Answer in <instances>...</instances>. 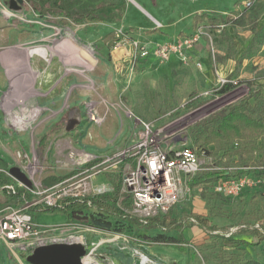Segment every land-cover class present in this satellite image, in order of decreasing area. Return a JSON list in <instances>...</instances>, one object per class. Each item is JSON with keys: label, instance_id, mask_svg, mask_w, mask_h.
I'll use <instances>...</instances> for the list:
<instances>
[{"label": "rangeland", "instance_id": "1", "mask_svg": "<svg viewBox=\"0 0 264 264\" xmlns=\"http://www.w3.org/2000/svg\"><path fill=\"white\" fill-rule=\"evenodd\" d=\"M242 1L104 0V5L100 6L101 3L83 0L96 7V14L102 19L75 23L70 19L64 22L59 17L40 16L27 0H23L17 11L9 9L8 0H0V50L24 52L21 53L26 56L21 65L24 67L22 77L25 80L29 76L27 80L35 86L33 93L22 97L23 79L6 87H13V102L16 103L11 115L7 111L0 113V159L7 170L19 167L28 178L31 176V185L52 187L69 177L76 168L89 166L88 162L79 165L77 161L85 160L93 153H113L127 146L136 137L141 121L152 124L162 147L166 144L191 145L190 132L199 122L239 101L250 90L259 87L257 79H264V42L257 43L263 37L258 31L264 23V0H254L252 6L235 20L227 18V25L219 34L212 31L213 22H208L210 27L203 26L205 33L200 42L204 40L207 49L214 51L221 44L234 50L244 45L241 54L244 55V78H237L241 71L240 63H237L236 78L235 74L228 76L233 77L236 84L216 98L202 94L212 83L191 62L159 64L151 59L145 68L136 66L132 73L125 72L120 66L116 68L111 54L119 39L116 33L122 29L128 38L132 35L147 42H167L195 29L191 17L186 15L188 12L201 8L210 15L220 16L222 10H228L220 17L225 19L241 7ZM153 17L162 26L156 24ZM63 41L88 53L72 52L60 45ZM44 44L53 46L56 53L64 54L67 62L63 64L61 57L53 54L48 64L39 57L40 53L31 51ZM44 50L48 51L46 47ZM77 57L82 59V68L70 65L69 59L78 60ZM35 78L43 80V84L36 83ZM34 106L36 110L30 115L28 110H33ZM91 113L98 114L95 116L100 119L98 123L89 119ZM9 116L15 120L22 117L24 122L20 125L11 122ZM70 116L78 117L80 122L71 131H65ZM105 135L111 136L108 142L121 145L104 151H87ZM210 149L212 151L214 147L210 146ZM202 152L204 150L199 151ZM118 174L119 171H103L96 175L95 181L112 189ZM11 182H14L12 178ZM258 191L264 195V179L255 188L231 198L216 196L199 186H188L174 205L173 214L182 224L179 231L168 232L176 241L173 244L154 241L155 230L144 238L125 226L116 231L94 229L82 215L67 222L61 213L38 214L33 216L38 231L36 236L16 243L0 241V264H30L26 257L33 249L50 243L80 244L84 250L83 263L134 264L139 261L134 250L140 252L148 264H216L244 248L238 243L241 239L253 244L247 247L245 257L264 264V238L255 231L238 230L226 239V236L207 233L188 221L190 213L206 215L213 210L215 215L210 217V225H216L217 231L224 233L223 227L240 225L252 210L264 209L260 197L254 196ZM42 197L29 194L27 199L33 201ZM17 202L5 192L0 193V207L16 206ZM249 223L253 228L258 222L249 219ZM258 224L264 227V219ZM177 245L183 247V251L177 249Z\"/></svg>", "mask_w": 264, "mask_h": 264}, {"label": "built area", "instance_id": "2", "mask_svg": "<svg viewBox=\"0 0 264 264\" xmlns=\"http://www.w3.org/2000/svg\"><path fill=\"white\" fill-rule=\"evenodd\" d=\"M253 2L254 0L242 1L241 7L236 10L237 15L251 7ZM237 15H233V18ZM215 28L219 31L223 24H218ZM204 33L203 25H196L188 35L153 44L128 38L122 29H118L116 36L119 38L118 43L127 42L130 45L127 70L128 73H132L138 62L150 55L154 56L159 64L167 62L171 56H175L182 64H188L189 50L199 42ZM210 45L212 46L211 43ZM211 53L213 54L212 49ZM195 65L200 68L201 63L197 61ZM228 83L234 86L236 81L217 72L211 87L202 94L216 98L222 87ZM89 119L99 120L93 113L89 115ZM200 155H204V158L201 159ZM77 163L79 165L87 163L89 166L76 168L69 177L47 188L38 187L35 183L31 185V181L27 186L12 178L8 170L4 171L14 182H9L0 193L5 192L10 198H16L15 188L18 187L24 189L27 195L43 197L33 201L27 199L17 202L16 206L0 207V241L22 242L38 234L33 216L28 210L30 206H55L65 198L81 199L111 191L113 187L110 189L103 182H95L96 175L103 171H119L121 175L119 198L129 196L130 208L127 211L143 223L151 217L165 214L174 207L188 190V180L201 171L219 173V178L210 190L225 197H237L245 190L255 188L264 179V161L247 165H223L216 164L214 157L205 155V152L199 153L196 148L189 145L166 144L162 147L152 124L147 121L140 122L136 137L127 146L110 154H92ZM188 221L198 226L194 218L189 217ZM246 227L247 225L241 224L230 227L224 233L221 231L213 233L229 237ZM254 227L264 235V230L258 223Z\"/></svg>", "mask_w": 264, "mask_h": 264}, {"label": "trees", "instance_id": "3", "mask_svg": "<svg viewBox=\"0 0 264 264\" xmlns=\"http://www.w3.org/2000/svg\"><path fill=\"white\" fill-rule=\"evenodd\" d=\"M27 1L30 2L33 10L40 16L59 17L64 22L67 19L75 23L83 20L99 21L102 19L96 14V7H92L90 3L85 4L83 0ZM92 1H95L96 4L101 3L100 6L104 5V0ZM247 9H244L239 16ZM237 13L236 11L229 13L225 19L210 18L207 14L195 15L193 17V25L196 26L205 19L219 24L225 23L227 18L231 20L237 19L239 16L233 18V15H237ZM254 17L256 18L257 16L254 14ZM255 27L256 25L253 26V29ZM258 34L263 37L257 43L262 44L264 42V23L259 29ZM231 87L233 85L228 83L222 87L220 92H226ZM190 143L191 145L189 146L196 148L198 152L204 150L207 155L214 157L216 164L247 165L263 161L264 85L250 90L239 101L229 105L220 112L211 114L208 118L199 122L190 132ZM210 146L214 147L212 151ZM6 170V164L0 159V190H5V186L11 182V178L4 172ZM218 178V172L204 170L189 179L187 184L191 188L199 186L201 190L219 197H225L210 190ZM120 186L121 175L118 174L111 191L81 199L65 198L55 206L33 205L28 210L32 216L61 213L66 217L67 222L82 215L87 224L94 229L116 231L125 226L144 238L150 236V232L155 230L156 233L152 237L154 241L166 242L167 244L176 242L172 235H168L170 231H179L181 229L182 221L173 214L174 207L170 208L165 214L151 217L143 223L127 211L130 208V198L129 196L119 198ZM15 196L18 202H23L28 198L24 189L18 187L15 188ZM254 196L260 197L264 204L262 191L256 192ZM213 214L214 211L209 210L206 215L190 213L188 217L194 218L198 226L202 227L207 233L212 232L214 234L213 231H217L218 227L210 225V217ZM249 219H253L259 223L264 219V209H255L248 213L246 219L242 221V224L247 225V227L239 229L253 230L264 238V235L257 228L249 227L252 225L249 223ZM261 224L259 225L261 226ZM223 228L227 231L230 227ZM261 228L264 230V227ZM219 236L224 237L222 235ZM231 237L232 235L225 238ZM238 243L240 246H244V248L242 247L238 253H232L228 258L220 259L216 264H257L255 259L245 257L247 247L253 244L242 239ZM176 248L183 251V247L180 245H177Z\"/></svg>", "mask_w": 264, "mask_h": 264}, {"label": "crops", "instance_id": "4", "mask_svg": "<svg viewBox=\"0 0 264 264\" xmlns=\"http://www.w3.org/2000/svg\"><path fill=\"white\" fill-rule=\"evenodd\" d=\"M237 9H239V7H237L236 9H234V11H236ZM228 12V10H222L220 12V16L217 15H210L206 12V10L201 9V8H197L196 10L190 11L188 12L186 15L191 17V25H193V17L195 15H199V14H207L210 18H214V19H220L221 15H224ZM153 21L156 24H159L160 26H162L161 22L153 17L152 18ZM208 22V19H205L202 22H199L197 25H203L206 27H210ZM219 23L217 22H213V32H215V34H219L221 32V30H224V28L226 27L227 23H220L223 24V28L221 30L218 31V29H216L215 27L218 25ZM194 26V25H193ZM158 28H161L157 25ZM216 29V31H215ZM192 32V30L190 32L184 33V34H180L177 35L175 38L168 40V41H172L180 36H184V35H188ZM233 36V35H231ZM130 38H134L132 35H129ZM136 39V38H135ZM143 41V40H141ZM143 42H147V41H143ZM148 44H153V43H160V42H147ZM162 43V42H161ZM223 43V42H222ZM210 48V47H209ZM130 45L127 42L124 43H116L114 49L112 50V62L113 65L117 68L118 66L125 68V72H127V65H128V59H129V54H130ZM211 49H207V43L203 40L198 43H196L193 48H191L189 50V56H190V64H195L197 61H199L201 63L200 69L202 70V75L203 77L209 82H211L213 84L215 78H216V73H220L222 75H227L229 76V74H235V69H236V65L237 63H240L241 66V71L237 74V78H244V55L242 56L241 54L244 53V45H242L240 48L236 47L234 50L233 49H229V47L227 46H222L221 44L218 45V49L213 51V54L210 51ZM232 50V51H231ZM217 57L215 56V53ZM232 52V53H231ZM235 54V55H233ZM155 60L154 56L150 55L148 58L146 59H142L138 62V67H143L145 68L147 65V63L151 60ZM172 64V63H180L175 56H171L170 59L162 64ZM188 63V64H189ZM185 65V64H183ZM120 71H122V68H119ZM232 76V75H231ZM236 78V74L234 75ZM233 79V77H232ZM235 80V79H233ZM260 83L259 86L264 85V79H257ZM207 90V89H206ZM111 98H109L108 100L110 101ZM110 112V111H109ZM108 112V113H109ZM107 113V114H108ZM106 114V115H107ZM116 114V112H115ZM94 115H98L97 113H94ZM106 115L104 116V119L106 117ZM98 117V116H97ZM103 119V120H104ZM102 120V121H103ZM95 121V120H93ZM100 121V119L98 120ZM98 121H95L98 123ZM101 121V122H102ZM118 122V121H117ZM118 124V123H116ZM111 138V136H107L105 135L101 141L99 140V143L94 144L89 146L90 148H88V152H93L96 151L95 149H97L98 151H104V149L109 150L112 149L113 147H117L119 145H121V143L114 144V142H108V140ZM87 147V146H86ZM87 149V148H86ZM94 154V153H93ZM103 154H110V153H103ZM235 159V157H234ZM97 182V181H95ZM13 200H15L17 202L16 198H11ZM199 214V213H198Z\"/></svg>", "mask_w": 264, "mask_h": 264}, {"label": "bare ground", "instance_id": "5", "mask_svg": "<svg viewBox=\"0 0 264 264\" xmlns=\"http://www.w3.org/2000/svg\"><path fill=\"white\" fill-rule=\"evenodd\" d=\"M44 40H46V39H44ZM60 45L62 47H64V48L69 49L72 52L82 51V52H85V53L87 52L88 53L87 50H85V49H83L81 47H78L75 44H69L66 41L60 42ZM44 47H46L48 49V51L44 50ZM40 50H42V52H40ZM0 51H1L0 52V113H2L1 111H7L11 115L12 114V109H13L12 107H14V105L16 103L13 102L14 101L13 100V91H12L13 87H11V86H10L11 88H6V87L9 84H11L14 81H16V80L20 79V81H21L23 78H25V77H22L23 76L22 74H23V71H24V67H22L21 65L25 61L26 56L24 54H21V53H24L22 50H20V51L18 50V51H15V52H5V50L3 49V50H0ZM31 51L40 53L39 57H41L42 59L47 61L48 64H49V61L52 58L53 54L59 55L61 57V59H62V63L63 64L65 62H67L66 60H68V58L64 57V54H60L59 53L60 51L56 53L55 50H54V47L51 46V45H45L44 44L43 46H36L35 48H32ZM31 55H36V54H31ZM77 59L78 60L75 59L73 61L69 59V61H71L70 65L71 66H78L79 65V67L81 65H83L82 59H80L78 57H77ZM33 66H35V65H33ZM17 68H19L18 71L15 70ZM81 68H82V66H81ZM16 71H17V73H16ZM30 72H33V70H30ZM39 73H41V72H39ZM28 78H29V76H27V78L25 80L24 79L22 80L24 83L22 84V87L20 89L22 91H24V94H21V97L23 95H25L26 93L29 94V93H33L35 91L34 84L31 83L30 81H28L27 80ZM35 82L43 84L44 81L39 79V78H35ZM38 109H39V107H38ZM35 110H36V107L34 106L33 110L32 109L28 110L29 114L33 115ZM11 118H12V116L11 117L9 116V120H11V122H18L19 125H20L21 121H23V119H24L22 117H20L19 119L17 118L16 120L15 119H11ZM26 120H28V119H26ZM133 254L135 255V257L139 258V261L137 260L134 264H142V263L143 264H148L149 263V262L147 263L146 260L142 258L140 252L133 250ZM126 258L128 259L129 257H126Z\"/></svg>", "mask_w": 264, "mask_h": 264}, {"label": "water", "instance_id": "6", "mask_svg": "<svg viewBox=\"0 0 264 264\" xmlns=\"http://www.w3.org/2000/svg\"><path fill=\"white\" fill-rule=\"evenodd\" d=\"M8 2L9 9L17 11L21 9L23 0H8ZM79 122L78 117H68L65 131H71ZM8 172L15 180L30 185V179L19 167H10ZM83 254L84 250L80 244L50 243L35 247L26 257V261L30 264H92L81 261Z\"/></svg>", "mask_w": 264, "mask_h": 264}]
</instances>
